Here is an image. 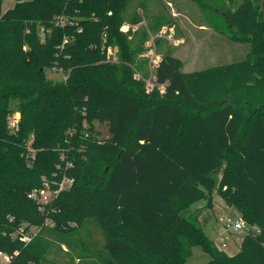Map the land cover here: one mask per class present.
<instances>
[{"label": "trees", "instance_id": "16d2710c", "mask_svg": "<svg viewBox=\"0 0 264 264\" xmlns=\"http://www.w3.org/2000/svg\"><path fill=\"white\" fill-rule=\"evenodd\" d=\"M4 1L0 252L13 264H44L54 236L95 219L104 239L95 264H192L194 247L209 264H264V0H196L220 17V33L250 52L191 73L166 54L156 69L163 93L147 90V34L135 44L122 30L132 0H17L3 12ZM179 102L205 110L189 113ZM96 123L107 124L106 136ZM64 175L74 185L54 201L56 212L40 213L29 194ZM214 192L250 227L235 255L206 236L199 214H187L200 200L212 207ZM47 215L55 227L29 244L16 237Z\"/></svg>", "mask_w": 264, "mask_h": 264}, {"label": "rangeland", "instance_id": "374dc122", "mask_svg": "<svg viewBox=\"0 0 264 264\" xmlns=\"http://www.w3.org/2000/svg\"><path fill=\"white\" fill-rule=\"evenodd\" d=\"M240 1L237 0V3ZM16 2L17 0H5L3 12L13 8ZM130 7L122 30L135 44L142 40L145 33L147 34L145 36L144 54L140 56L143 64L142 70L149 75L146 80L156 73L149 58V54L153 52L157 55L156 60L166 54L181 59L185 73L235 64L243 61L250 52L249 44L235 42L216 29L215 25L222 21L217 14L206 6L205 1L132 0ZM135 16L139 19L137 23H134L133 18ZM117 52L118 50L114 49L111 50L110 54L111 56L114 55L113 58H115ZM46 74L49 78L57 80L66 76V73L62 71L47 70ZM140 75V73L137 75L138 79L141 78ZM178 106L189 113L205 110V106L187 105L183 102H179ZM18 114V110L13 112L9 117L10 122ZM96 125L105 136L108 134L107 124L96 123ZM224 161L222 169L226 166ZM222 169L218 173L219 177L222 175ZM207 204V200H200L191 206L187 214L190 215L194 209ZM220 204L217 203L214 210L211 208H209L211 210H205L201 215L200 223L206 236L214 241L218 247H221L220 237H225L227 247L222 248V250L231 254L235 252L234 249H240L242 240L250 227L245 224L241 234L226 231L227 220L241 219V215L236 208ZM65 237L70 241L71 247L63 240ZM63 238L54 236V244L44 264H95V253L100 252L104 247L101 229L95 219L88 220L78 230L66 236L63 235ZM80 255H83L84 258H80ZM210 260V255L201 247L193 248V254L190 258L192 264H209Z\"/></svg>", "mask_w": 264, "mask_h": 264}, {"label": "built area", "instance_id": "2783aa9c", "mask_svg": "<svg viewBox=\"0 0 264 264\" xmlns=\"http://www.w3.org/2000/svg\"><path fill=\"white\" fill-rule=\"evenodd\" d=\"M60 25H64V20L61 18ZM44 34V32L42 31ZM156 54L153 52L149 54L150 62L153 63L155 70L159 67L162 58H158L156 60ZM152 65V64H151ZM152 65V66H153ZM149 79V78H148ZM145 80L147 83V90L149 92L153 91L156 87L159 88V90L163 93L165 91V85H157L156 83V73L151 75V78L149 81ZM21 116L18 114L16 118H14L11 122V128L17 129L19 127ZM61 159L65 161L66 155L63 153L61 155ZM67 168L73 167V163L70 161H67L66 164ZM75 183V177L71 176H57V178L53 181H49L48 179L44 178L43 179V187L40 189H35L29 194V198L35 201L38 204V210L42 214H49V213H54L56 212V208H54V201L59 197V195L66 191L69 190ZM245 222L244 219H228L226 224H225V230L228 232H234L236 234H241L244 230ZM56 222L53 218L49 217L47 215L45 221L41 225H33V226H22L16 234V237L21 239L25 244L31 243L37 236H39L43 230L46 227H55ZM254 230L256 232H260V230L256 227H254ZM226 238L221 236L220 237V249L226 248L227 247V242ZM0 264H13V259L12 256L0 252Z\"/></svg>", "mask_w": 264, "mask_h": 264}, {"label": "crops", "instance_id": "0c3cea01", "mask_svg": "<svg viewBox=\"0 0 264 264\" xmlns=\"http://www.w3.org/2000/svg\"><path fill=\"white\" fill-rule=\"evenodd\" d=\"M217 203H221L222 205H225L226 207L228 206L226 203H225V201L223 200V198L217 193V192H214L213 193V197H212V207H207V205H205V206H201V207H199V208H197V209H194V211H192V212H190L191 214H199V220H200V222H201V215H202V213L205 211V210H207V209H209V208H211V209H213L214 210V208L216 207V204ZM220 204V205H221ZM211 209H209V210H211ZM235 250V252H233V253H229L228 255H235L239 250L236 248V249H234ZM226 252V251H225Z\"/></svg>", "mask_w": 264, "mask_h": 264}]
</instances>
